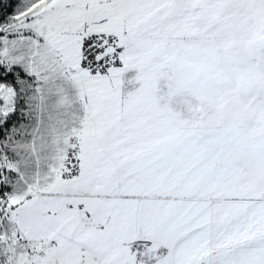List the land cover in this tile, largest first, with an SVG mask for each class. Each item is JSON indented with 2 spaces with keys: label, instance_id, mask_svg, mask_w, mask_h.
Masks as SVG:
<instances>
[{
  "label": "snow or ice",
  "instance_id": "snow-or-ice-1",
  "mask_svg": "<svg viewBox=\"0 0 264 264\" xmlns=\"http://www.w3.org/2000/svg\"><path fill=\"white\" fill-rule=\"evenodd\" d=\"M0 264H264V0H0Z\"/></svg>",
  "mask_w": 264,
  "mask_h": 264
}]
</instances>
